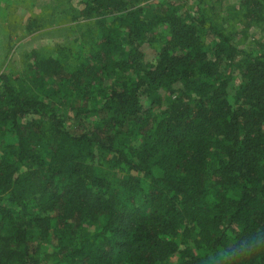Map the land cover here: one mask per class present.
Listing matches in <instances>:
<instances>
[{
    "label": "trees",
    "instance_id": "obj_1",
    "mask_svg": "<svg viewBox=\"0 0 264 264\" xmlns=\"http://www.w3.org/2000/svg\"><path fill=\"white\" fill-rule=\"evenodd\" d=\"M224 1L79 0L0 72V264H264V0Z\"/></svg>",
    "mask_w": 264,
    "mask_h": 264
},
{
    "label": "rangeland",
    "instance_id": "obj_2",
    "mask_svg": "<svg viewBox=\"0 0 264 264\" xmlns=\"http://www.w3.org/2000/svg\"><path fill=\"white\" fill-rule=\"evenodd\" d=\"M235 2L224 1L225 5ZM80 7L79 0H0V72L25 74L22 57L32 48L59 43L77 45L78 25L71 21L70 13ZM31 19L35 24L27 29ZM255 31L251 33L258 36ZM242 37L236 32L238 47L244 49L250 38ZM144 50L145 61L153 62L152 48L145 46ZM70 119L67 126L78 128L80 123L77 125ZM52 241L54 236L51 234L47 246H51Z\"/></svg>",
    "mask_w": 264,
    "mask_h": 264
}]
</instances>
